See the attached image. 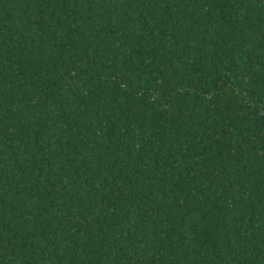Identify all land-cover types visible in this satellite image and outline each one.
<instances>
[{
	"label": "trees",
	"instance_id": "1",
	"mask_svg": "<svg viewBox=\"0 0 264 264\" xmlns=\"http://www.w3.org/2000/svg\"><path fill=\"white\" fill-rule=\"evenodd\" d=\"M0 264H264V0H0Z\"/></svg>",
	"mask_w": 264,
	"mask_h": 264
}]
</instances>
